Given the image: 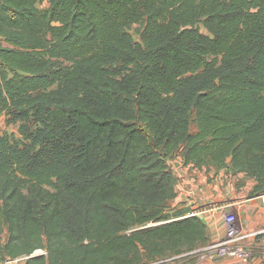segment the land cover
<instances>
[{"label":"trees","instance_id":"obj_1","mask_svg":"<svg viewBox=\"0 0 264 264\" xmlns=\"http://www.w3.org/2000/svg\"><path fill=\"white\" fill-rule=\"evenodd\" d=\"M3 113L22 138L0 135V264L204 245L205 220L169 208L170 160L232 164L264 193V0H0Z\"/></svg>","mask_w":264,"mask_h":264},{"label":"crops","instance_id":"obj_2","mask_svg":"<svg viewBox=\"0 0 264 264\" xmlns=\"http://www.w3.org/2000/svg\"><path fill=\"white\" fill-rule=\"evenodd\" d=\"M178 176L177 196L170 202L171 210L191 207L198 211L208 226V242L221 237L225 231V214L233 212L247 231L264 227V202L251 196L255 179L243 172L235 173L232 164L196 166L186 163L178 152L171 160ZM252 251L245 264H264V233L246 241ZM220 259H205L193 264H220Z\"/></svg>","mask_w":264,"mask_h":264},{"label":"built area","instance_id":"obj_3","mask_svg":"<svg viewBox=\"0 0 264 264\" xmlns=\"http://www.w3.org/2000/svg\"><path fill=\"white\" fill-rule=\"evenodd\" d=\"M264 202V193L256 195ZM199 214L198 211H189L187 216ZM264 233V227L254 231H247L238 222L237 216L228 211L225 214L224 234L208 243L185 251L180 254L170 255L154 260H146L139 264H193L195 261L205 259H220V264H245L252 257V251L246 241L249 237ZM39 254H48L46 248H38L30 254L16 257H7L4 264H25L30 257Z\"/></svg>","mask_w":264,"mask_h":264},{"label":"rangeland","instance_id":"obj_4","mask_svg":"<svg viewBox=\"0 0 264 264\" xmlns=\"http://www.w3.org/2000/svg\"><path fill=\"white\" fill-rule=\"evenodd\" d=\"M203 30L208 33V31L203 28ZM132 33L134 34L135 38L137 40H139V35L136 33V30L135 29H132ZM6 114L3 113L1 116H0V135L4 134V133H8L10 134L14 139H17V140H20L22 138V134L20 133V130H19V125H20V122H17V123H9L7 122L6 120ZM8 237V231L7 229L4 230L3 232V241H5Z\"/></svg>","mask_w":264,"mask_h":264}]
</instances>
